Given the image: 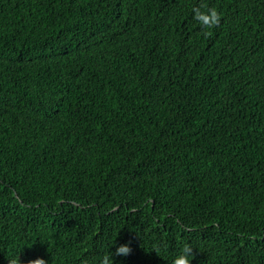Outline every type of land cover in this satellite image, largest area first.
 I'll use <instances>...</instances> for the list:
<instances>
[{"label": "trees", "instance_id": "obj_1", "mask_svg": "<svg viewBox=\"0 0 264 264\" xmlns=\"http://www.w3.org/2000/svg\"><path fill=\"white\" fill-rule=\"evenodd\" d=\"M115 240L264 264V0H0V264Z\"/></svg>", "mask_w": 264, "mask_h": 264}, {"label": "clouds", "instance_id": "obj_2", "mask_svg": "<svg viewBox=\"0 0 264 264\" xmlns=\"http://www.w3.org/2000/svg\"><path fill=\"white\" fill-rule=\"evenodd\" d=\"M194 18L202 26L207 29L218 25L220 23V15L215 8H208L206 5L201 8L194 9ZM208 34V33H206ZM113 246L114 250H113ZM131 249L127 243L119 244L116 246V240L111 244L109 251L101 256H94L91 259L84 258L81 264H114L115 257L126 256L130 253ZM194 259L193 248L185 244L176 254L172 260V264H192ZM10 264H20L18 257L16 259H11ZM28 264H48V262L43 258L34 259L28 262Z\"/></svg>", "mask_w": 264, "mask_h": 264}]
</instances>
